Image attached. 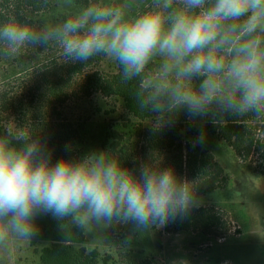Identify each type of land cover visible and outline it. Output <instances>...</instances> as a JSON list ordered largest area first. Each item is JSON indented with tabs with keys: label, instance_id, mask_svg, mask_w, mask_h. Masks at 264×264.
<instances>
[{
	"label": "clouds",
	"instance_id": "obj_1",
	"mask_svg": "<svg viewBox=\"0 0 264 264\" xmlns=\"http://www.w3.org/2000/svg\"><path fill=\"white\" fill-rule=\"evenodd\" d=\"M141 4L93 0L39 29L9 20L0 24V54L13 57L32 46L58 48L63 62L111 58L123 82H138L136 103L156 114L154 131L183 110L191 118L230 113L264 119V0ZM0 129V254L31 243L41 213L65 221L63 229L66 223L83 231L132 223L145 231L185 217L201 203L202 176L179 177L160 161L142 165L137 176L108 151L53 163L25 126L0 120ZM204 137L201 132L195 143Z\"/></svg>",
	"mask_w": 264,
	"mask_h": 264
},
{
	"label": "trees",
	"instance_id": "obj_2",
	"mask_svg": "<svg viewBox=\"0 0 264 264\" xmlns=\"http://www.w3.org/2000/svg\"><path fill=\"white\" fill-rule=\"evenodd\" d=\"M61 1L0 0V24L15 19L39 29L44 24L62 22L72 13L61 11ZM91 2L73 0L78 7ZM106 58L99 55L87 62H63L58 48L44 50L32 46L13 57L0 54V120L25 126L36 134L55 163L62 158L81 157L94 112L104 114L110 121L95 151L111 152L137 176L142 165L150 161L156 164L160 161L162 168L172 167L179 177L189 180L202 176L198 187L201 201H210L211 196L224 191L229 177L218 160L200 143H195L198 133L187 111H181L170 125L154 131L150 122L156 114L140 110L136 103L138 82H123L115 61L109 71L102 70ZM94 100L105 104L88 114L87 106L92 107L88 103ZM75 107L82 116L75 117ZM214 119L222 122L214 123ZM202 120L210 135L223 143L238 161H249L253 174L264 175V119L229 113L222 118L205 116ZM223 216L214 206H198L187 216L170 220L163 229L174 235L192 232L222 238L228 229ZM64 223L55 219L49 231L50 244L40 249L38 264H150L129 254L115 259L96 249L87 251L81 246L86 242V231L70 223L63 229ZM36 237L37 234L31 245Z\"/></svg>",
	"mask_w": 264,
	"mask_h": 264
},
{
	"label": "rangeland",
	"instance_id": "obj_3",
	"mask_svg": "<svg viewBox=\"0 0 264 264\" xmlns=\"http://www.w3.org/2000/svg\"><path fill=\"white\" fill-rule=\"evenodd\" d=\"M147 2L142 0L141 7ZM77 10L78 6L61 1V11L74 14ZM113 62L107 57L102 70L109 71ZM101 103L105 104L100 100L88 103L92 105L87 106L88 114L99 108ZM75 111V117L82 116L77 107ZM90 121L88 142L82 145L81 156L96 150L110 120L104 114L96 115L94 112ZM192 124L198 136L201 132L205 134L200 143L202 147L218 160L229 177L224 191L199 205L214 206L225 214L223 219L228 226L225 236L213 238L192 232L174 235L166 233L163 227L152 226L149 230L139 231L132 223L113 224L108 228L93 226L86 230V242L81 246L87 251L96 249L102 255L110 254L115 259L129 254L150 264H264V175L253 174L248 167L249 161H238L223 143L210 135L202 117L193 118ZM55 219L51 213L39 214L35 219L39 231L33 245L21 244L10 254H0V264H38L40 249L50 244L49 231L54 227Z\"/></svg>",
	"mask_w": 264,
	"mask_h": 264
},
{
	"label": "built area",
	"instance_id": "obj_4",
	"mask_svg": "<svg viewBox=\"0 0 264 264\" xmlns=\"http://www.w3.org/2000/svg\"><path fill=\"white\" fill-rule=\"evenodd\" d=\"M222 264H228L227 262H224V263H222Z\"/></svg>",
	"mask_w": 264,
	"mask_h": 264
}]
</instances>
